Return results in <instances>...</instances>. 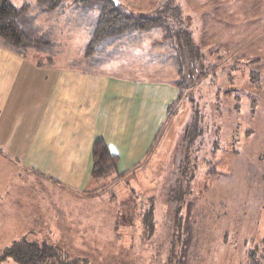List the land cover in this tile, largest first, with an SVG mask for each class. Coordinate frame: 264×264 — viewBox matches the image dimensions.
Returning a JSON list of instances; mask_svg holds the SVG:
<instances>
[{
  "label": "rangeland",
  "instance_id": "374dc122",
  "mask_svg": "<svg viewBox=\"0 0 264 264\" xmlns=\"http://www.w3.org/2000/svg\"><path fill=\"white\" fill-rule=\"evenodd\" d=\"M9 1L36 9V0ZM113 1L135 17L152 10L150 18L174 22L180 70L147 81L168 89L147 88V160L141 168L93 179L86 191L56 199L46 223L26 225L39 234L29 241H47L89 264H176L187 236L178 223L190 210L188 264H247L264 239V0ZM66 4L60 17L36 10V25H63L80 8L96 14ZM66 50L85 55V49ZM147 57V66L164 63ZM9 235L0 227V264H16L3 258Z\"/></svg>",
  "mask_w": 264,
  "mask_h": 264
},
{
  "label": "crops",
  "instance_id": "0c3cea01",
  "mask_svg": "<svg viewBox=\"0 0 264 264\" xmlns=\"http://www.w3.org/2000/svg\"><path fill=\"white\" fill-rule=\"evenodd\" d=\"M81 11H73L63 25L47 28L53 50L42 57L0 47V227L10 234L5 249L18 240H37L38 231L26 225L46 223L56 199L87 190L98 140L119 157L121 173L141 168L147 160V88L168 89L147 81L180 70L175 44L180 36H171L174 22L167 16L162 26L108 39L90 57L67 51L86 50L91 42L93 30L86 19L91 14ZM152 12L135 14L150 17ZM148 55L165 61L147 66ZM163 120L165 114L157 121L155 138Z\"/></svg>",
  "mask_w": 264,
  "mask_h": 264
},
{
  "label": "trees",
  "instance_id": "16d2710c",
  "mask_svg": "<svg viewBox=\"0 0 264 264\" xmlns=\"http://www.w3.org/2000/svg\"><path fill=\"white\" fill-rule=\"evenodd\" d=\"M68 1H72L78 7H90L96 13L86 16L93 30L91 42L85 50L89 57L100 52L104 43L110 38L132 30H150L157 25L162 26L160 23L164 21L162 17H135L113 0H36L34 7H36L35 11L39 10L42 15L61 13L63 9L68 8L66 4ZM35 11L29 5L18 7L9 0H0V47L9 48L24 56H27L29 50L43 53L53 50L47 28L36 25L38 16ZM190 39L187 34L185 42L188 46L191 45ZM179 49L182 50L183 45H180ZM181 64L178 63L179 69ZM119 162V157L111 153L105 141L98 140L92 152L93 179L107 176H114L116 179L125 176L119 171ZM181 219L183 218L178 221ZM183 220L184 222H179L178 225L181 224L183 234H187L184 239L186 243L184 253L176 264L189 262L188 247L191 244L193 226L190 210L187 218ZM255 249L256 251L249 254L247 264H264V239ZM3 258L5 261L11 259L16 264H89L88 258L73 257L47 241L40 244L38 241L27 239L13 242L6 248Z\"/></svg>",
  "mask_w": 264,
  "mask_h": 264
}]
</instances>
